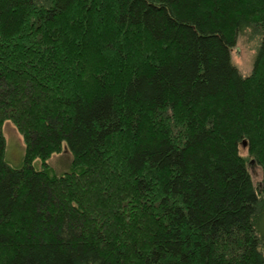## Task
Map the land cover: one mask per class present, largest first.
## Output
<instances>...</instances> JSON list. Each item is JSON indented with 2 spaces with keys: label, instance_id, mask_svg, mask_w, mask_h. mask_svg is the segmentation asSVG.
Wrapping results in <instances>:
<instances>
[{
  "label": "trees",
  "instance_id": "obj_1",
  "mask_svg": "<svg viewBox=\"0 0 264 264\" xmlns=\"http://www.w3.org/2000/svg\"><path fill=\"white\" fill-rule=\"evenodd\" d=\"M0 264H264V0H0Z\"/></svg>",
  "mask_w": 264,
  "mask_h": 264
},
{
  "label": "rangeland",
  "instance_id": "obj_2",
  "mask_svg": "<svg viewBox=\"0 0 264 264\" xmlns=\"http://www.w3.org/2000/svg\"><path fill=\"white\" fill-rule=\"evenodd\" d=\"M257 48V39L243 35L240 36L236 46L232 50V62L242 75L247 76L251 74ZM3 134L6 142V162L11 166L20 167L24 162L25 156V143L22 136L11 122H6L4 124ZM241 154L244 156L247 155L246 148H241ZM71 162L72 155L67 143H65L63 145V152L53 155L48 161V164L54 174L62 175L70 171ZM34 165L37 169H40L41 161L37 160ZM249 171L252 175L254 184L260 186L262 180V170L260 166L255 162H250Z\"/></svg>",
  "mask_w": 264,
  "mask_h": 264
},
{
  "label": "water",
  "instance_id": "obj_3",
  "mask_svg": "<svg viewBox=\"0 0 264 264\" xmlns=\"http://www.w3.org/2000/svg\"><path fill=\"white\" fill-rule=\"evenodd\" d=\"M243 145L246 146V142H244Z\"/></svg>",
  "mask_w": 264,
  "mask_h": 264
}]
</instances>
